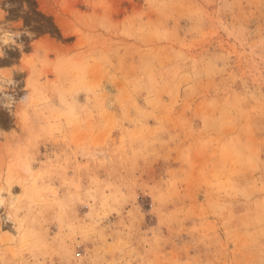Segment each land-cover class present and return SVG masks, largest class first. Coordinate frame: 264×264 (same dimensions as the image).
<instances>
[{
	"label": "rangeland",
	"instance_id": "rangeland-1",
	"mask_svg": "<svg viewBox=\"0 0 264 264\" xmlns=\"http://www.w3.org/2000/svg\"><path fill=\"white\" fill-rule=\"evenodd\" d=\"M0 264H264V0H0Z\"/></svg>",
	"mask_w": 264,
	"mask_h": 264
}]
</instances>
